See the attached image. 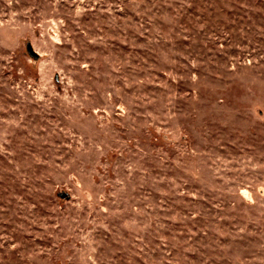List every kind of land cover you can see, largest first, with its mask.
Segmentation results:
<instances>
[{"label": "rangeland", "instance_id": "rangeland-1", "mask_svg": "<svg viewBox=\"0 0 264 264\" xmlns=\"http://www.w3.org/2000/svg\"><path fill=\"white\" fill-rule=\"evenodd\" d=\"M0 264H264V0H0Z\"/></svg>", "mask_w": 264, "mask_h": 264}]
</instances>
